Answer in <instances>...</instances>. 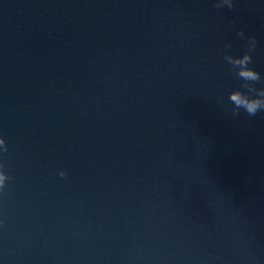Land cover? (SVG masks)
<instances>
[{"label": "water", "instance_id": "95a60500", "mask_svg": "<svg viewBox=\"0 0 264 264\" xmlns=\"http://www.w3.org/2000/svg\"><path fill=\"white\" fill-rule=\"evenodd\" d=\"M217 2L0 0V264H264V0Z\"/></svg>", "mask_w": 264, "mask_h": 264}, {"label": "clouds", "instance_id": "9594fccd", "mask_svg": "<svg viewBox=\"0 0 264 264\" xmlns=\"http://www.w3.org/2000/svg\"><path fill=\"white\" fill-rule=\"evenodd\" d=\"M225 5L229 9H232L233 0H218L214 4V7L220 8ZM238 35L244 36L242 29ZM256 45V38L254 36L249 37L247 50L243 54L232 55L228 53L224 57L237 78L242 81L241 86L233 90L229 95V101L234 106L232 109L233 115H239L241 109L249 116H255L258 112L264 111V87L259 89L256 87L257 83L264 84V77L251 66L253 63L252 52L256 48ZM227 47H230V45ZM3 143L4 141L0 140V144ZM5 151H7V148H5ZM61 175L63 176L64 173H61ZM3 179V174L0 173V183H2Z\"/></svg>", "mask_w": 264, "mask_h": 264}]
</instances>
